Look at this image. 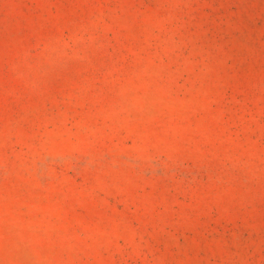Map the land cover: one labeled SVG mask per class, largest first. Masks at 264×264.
I'll use <instances>...</instances> for the list:
<instances>
[{
	"label": "rangeland",
	"instance_id": "obj_1",
	"mask_svg": "<svg viewBox=\"0 0 264 264\" xmlns=\"http://www.w3.org/2000/svg\"><path fill=\"white\" fill-rule=\"evenodd\" d=\"M0 264H264V0H0Z\"/></svg>",
	"mask_w": 264,
	"mask_h": 264
}]
</instances>
